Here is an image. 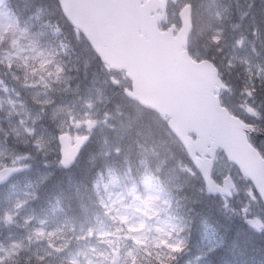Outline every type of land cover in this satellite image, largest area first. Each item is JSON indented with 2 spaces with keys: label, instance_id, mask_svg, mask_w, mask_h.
Instances as JSON below:
<instances>
[{
  "label": "rangeland",
  "instance_id": "rangeland-1",
  "mask_svg": "<svg viewBox=\"0 0 264 264\" xmlns=\"http://www.w3.org/2000/svg\"><path fill=\"white\" fill-rule=\"evenodd\" d=\"M194 1L190 48L198 60L217 58L230 86L227 106L256 122L259 100L246 89L255 79L264 81V0ZM52 38L0 0V167H24L21 177L0 190V264H211L208 253L218 240L210 226L199 224L191 231L169 214L171 197L159 186L168 188L169 178L178 180L175 174L167 173L159 184L154 175L137 176L120 156L125 133L136 125L120 110L123 106L109 105L120 98V73L97 67L90 56L81 61ZM74 127L95 137L90 150L98 153L82 159L86 167L98 162L104 169L95 190L83 197L74 175L65 177L77 204L88 202L79 205L78 215L56 197L43 207L38 196L43 182L60 172L58 134ZM112 155L127 169L113 166ZM180 169L194 176L191 169ZM217 169L219 179L230 173L237 184L234 202L222 199L223 206L262 229L264 208L252 185L222 158ZM74 172L84 174L82 168ZM178 243V249L172 247Z\"/></svg>",
  "mask_w": 264,
  "mask_h": 264
},
{
  "label": "water",
  "instance_id": "water-1",
  "mask_svg": "<svg viewBox=\"0 0 264 264\" xmlns=\"http://www.w3.org/2000/svg\"><path fill=\"white\" fill-rule=\"evenodd\" d=\"M167 1L59 0L65 16L86 36L102 61L126 71L133 83L127 95L172 117L170 128L194 157L209 190L210 185L215 186L211 193L231 196L233 184L228 177L224 187L218 185L211 177V163L195 158L194 149L208 145H212L211 155L222 147L242 174L253 181L264 200V159L248 141L253 127L221 106L215 92L226 86L215 65L209 60H194L184 49L193 28L192 6L187 13L186 6L180 12L182 27L177 35L173 28L161 31L159 22L165 17ZM191 132L197 134V141L189 137ZM59 139L62 163L70 167L89 137H76L75 146H71L69 134ZM17 171L5 168L0 176L7 180Z\"/></svg>",
  "mask_w": 264,
  "mask_h": 264
},
{
  "label": "trees",
  "instance_id": "trees-1",
  "mask_svg": "<svg viewBox=\"0 0 264 264\" xmlns=\"http://www.w3.org/2000/svg\"><path fill=\"white\" fill-rule=\"evenodd\" d=\"M6 1L9 8L16 13L19 18L32 20L34 24L50 34L51 38L52 35H55V38L52 39L57 40L60 46L65 48L68 53L74 54V57L78 56L82 61L83 57H87L91 52L83 36L78 34L64 17L57 0ZM174 8H176V6H172L170 11ZM249 17L250 15L248 18ZM262 27H264V25ZM83 50L85 53H83ZM90 57L92 58V56ZM212 60L221 68L217 64V58H213ZM223 72L225 73L224 70ZM247 91H251L255 97H258L257 99H259V103L261 102L262 111V103L264 109V81H262V79L260 81L255 79L251 83L250 89H247ZM109 102V105L113 108L115 107L117 110L118 106H123L122 109H120L122 112H125L123 114L130 118L133 116L135 119L136 125H133L125 133L122 151L120 152L122 158L130 161L127 167L133 168V171L138 165L153 167L154 169L162 167L164 171L161 172L160 175H162L163 178L167 176V173L169 176L175 174V176H178V178H176L179 183L184 182L182 186L175 190V193L178 195V200L185 210V215L192 220V226H197L198 219L207 221L209 225L211 224L213 226L215 236L221 238L223 242L222 249L216 250V252H213L211 255V257L214 256V264H262V262L264 264V259L262 257V248H264V242L262 243V231L254 226H250L243 219V216L229 215L226 209L220 204V201H218L220 198L207 193L204 182L200 177L196 178L189 173L184 174L177 170L178 160L180 158L176 156H179L178 153H182L179 149L177 150L176 146L174 148V145L179 144L178 141H175V144V139L168 138L166 134L168 133V128L166 124L162 122V117L155 112L140 107L124 96H120V98L116 97V99L112 98ZM125 121L126 120H124L123 123ZM170 137L173 138L172 135ZM255 140L256 142H254L259 144L258 142H260V139L258 138ZM113 156L110 158L114 166V164L116 165V159H114V157L118 156ZM185 160L188 165H191L188 157L185 156ZM127 167H124V169H127ZM85 169V174L82 176H73V180L79 184V188L82 191L80 193L82 194H85V188H92V184L98 177V173L101 172V170L96 167H85ZM167 170L168 172H165ZM67 185L64 179H60L59 176H57L43 186V191L41 193L42 195L45 192L54 193L53 196L60 195L61 197L63 195L65 202L70 204L69 194L71 193V197L74 198L75 193L73 188H68ZM199 190L203 191V193ZM47 195L48 194H46V196ZM236 248L240 252H234ZM218 252L224 255H219V258H217L216 253ZM240 254L245 255L241 263L232 260L234 256ZM224 257L226 259H223Z\"/></svg>",
  "mask_w": 264,
  "mask_h": 264
},
{
  "label": "snow or ice",
  "instance_id": "snow-or-ice-1",
  "mask_svg": "<svg viewBox=\"0 0 264 264\" xmlns=\"http://www.w3.org/2000/svg\"><path fill=\"white\" fill-rule=\"evenodd\" d=\"M191 6L190 5H188V6H186V9H185V13H187V10L190 8ZM213 39L215 40V41H219V37H213ZM89 123H91L90 121H89ZM63 138V137H62ZM78 139H83V138H78ZM66 162V161H65ZM214 187L215 186H211L210 185V190H214ZM7 219L8 220H11V216L9 215L8 217H7ZM38 236H42V235H44V233H43V230H37V233H36ZM51 235H53L52 233H49V236H51ZM172 247H174V248H176V249H178L179 248V243L178 244H176V245H172ZM15 251V248H13V249H10V250H8L7 251V254L8 255H11L13 252ZM4 258L3 257H0V261H2ZM42 259V258H41ZM72 264H77V262L75 261V260H73L72 261ZM162 264H164V262H162Z\"/></svg>",
  "mask_w": 264,
  "mask_h": 264
},
{
  "label": "bare ground",
  "instance_id": "bare-ground-1",
  "mask_svg": "<svg viewBox=\"0 0 264 264\" xmlns=\"http://www.w3.org/2000/svg\"><path fill=\"white\" fill-rule=\"evenodd\" d=\"M203 218V217H202Z\"/></svg>",
  "mask_w": 264,
  "mask_h": 264
}]
</instances>
